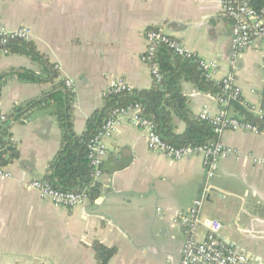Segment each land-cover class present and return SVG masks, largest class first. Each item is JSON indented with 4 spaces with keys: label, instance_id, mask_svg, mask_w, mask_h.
<instances>
[{
    "label": "crops",
    "instance_id": "crops-1",
    "mask_svg": "<svg viewBox=\"0 0 264 264\" xmlns=\"http://www.w3.org/2000/svg\"><path fill=\"white\" fill-rule=\"evenodd\" d=\"M219 1L0 0V27L28 29L29 41L56 65L60 78L73 82V130L80 135L111 81L121 80L130 90L151 87L149 69L141 62L150 30L214 62L213 81L232 73L240 97L259 109L264 40L242 51L232 69L231 22ZM22 69L41 73L25 56H0V74ZM49 87L14 74L1 82L0 116L8 117L9 141L18 158L4 165L14 178L0 182V264H99L95 242L115 249L107 264H180L188 236L172 219L188 213L199 199L200 218L219 222L220 240L251 264H264V165L250 161L264 159V136L245 131L221 135L219 141L237 156L220 159L207 181L200 156L170 161L150 152L143 132L124 122L106 140L98 198L73 209L56 208L25 187L42 180L59 149L52 109H33L22 121L11 117L15 108ZM183 91L196 117L221 109L212 96L189 84H183ZM177 125L182 132L184 125ZM204 235L199 227L195 241Z\"/></svg>",
    "mask_w": 264,
    "mask_h": 264
},
{
    "label": "trees",
    "instance_id": "trees-1",
    "mask_svg": "<svg viewBox=\"0 0 264 264\" xmlns=\"http://www.w3.org/2000/svg\"><path fill=\"white\" fill-rule=\"evenodd\" d=\"M249 5L258 12L264 8V0H250ZM3 54L25 56L41 67V73L23 69L9 70L0 74V86L2 80L11 74L23 82L50 86L36 99L15 108L11 116L14 121H22L33 109H52L60 131V144L41 181L61 192L84 194L89 203L98 198L100 185L90 177L87 146L117 108L138 104L142 116L151 121L156 133L166 144L175 148L201 147L216 141L217 137L210 124L199 120L190 112L189 101L183 91V84H189L199 93L209 94L214 99H225L226 104L222 110L227 111L233 118L254 126L258 131L264 130V58L259 115L241 97L230 98L232 92H224L221 81L206 78L194 60L181 58L165 47H158L155 62L161 79L158 82L153 79L151 87L146 90L104 95L101 107L87 118L84 131L77 135L73 130L72 120L74 91L65 86V80L60 78L56 65L48 62L29 40H8L6 44H0V56ZM178 123L184 125V130L180 133ZM7 124L8 117L0 121L1 165H8L18 158L17 150L9 141ZM92 248L99 264H107L115 254V249L105 248L96 242Z\"/></svg>",
    "mask_w": 264,
    "mask_h": 264
},
{
    "label": "built area",
    "instance_id": "built-area-1",
    "mask_svg": "<svg viewBox=\"0 0 264 264\" xmlns=\"http://www.w3.org/2000/svg\"><path fill=\"white\" fill-rule=\"evenodd\" d=\"M250 0H220V10L225 18L231 22L230 44L232 56L230 65L235 69V61L239 54L250 48L255 42L264 40V8L258 12L251 9ZM30 31L25 28L7 30L0 27V44L4 45L8 40H29ZM146 50L141 57L149 69L152 80L159 81L161 76L155 62V52L158 47H165L173 54L194 60L204 76L212 80L217 65L208 60L199 58L191 52L180 41L168 36L162 31L150 30L145 34ZM223 91H231L230 98L240 97V89L235 85L234 75L227 74L222 80ZM65 86L73 90V82L65 80ZM130 89L121 80L111 81L104 95H116L122 92H129ZM220 110L216 114L208 111L201 112L197 118L207 122L213 127L217 140L207 145L196 148H175L166 144L156 133L151 121L144 118L138 104L129 105L115 109L109 119L103 124L97 134L90 140L87 146V162L90 177L98 182L102 177V161L106 154V140L110 139L119 126L126 122L133 128L143 132L145 135L146 147L150 152L159 153L170 161H178L191 156L201 157V163L205 178L209 181L217 170L220 159L237 156L235 151L227 148L219 138L225 132L245 131L255 135L264 136V130L258 131L254 126L233 118L227 111L222 110L226 104L225 99H215ZM253 112L259 115V109L253 108ZM5 117L0 116V121ZM0 148V154H1ZM238 158V157H237ZM252 164L264 165V159L250 158ZM13 173L0 163V182L12 180ZM29 191L37 193L41 200L50 202L56 208L73 209L82 206L87 198L81 193L61 192L53 189L41 180H32L26 186ZM208 184L206 185V190ZM202 199L194 202L193 208L188 213L178 214L172 219L175 226L185 228L188 238L183 244L180 264H251L245 254L237 252L226 246L218 237L221 226L219 222L212 219H201ZM202 227L205 235L201 242L194 239L196 230Z\"/></svg>",
    "mask_w": 264,
    "mask_h": 264
}]
</instances>
